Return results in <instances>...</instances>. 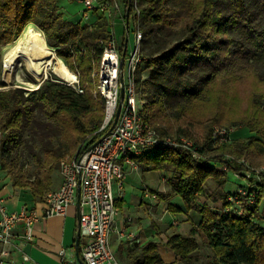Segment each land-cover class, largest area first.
<instances>
[{"label": "trees", "instance_id": "obj_1", "mask_svg": "<svg viewBox=\"0 0 264 264\" xmlns=\"http://www.w3.org/2000/svg\"><path fill=\"white\" fill-rule=\"evenodd\" d=\"M58 1L0 0V165L14 187L30 188L40 202L52 190V175L60 169L61 161L66 156L74 157L86 138H90V144L95 143L105 118V100L95 94L91 74L92 61H100L112 34L111 24L103 14L96 16L93 24L78 23L67 30L69 22L56 15ZM135 1L140 14L135 10ZM100 2L113 6L112 0ZM124 7L125 19L129 14V32H143V63L149 70L144 97L147 122L162 137L189 139L198 155L195 157L193 149L161 147L135 160L146 170L171 169L172 192L182 198L184 211L201 216L190 236L175 234L167 240L176 261L165 262L158 243L151 241L130 250L124 264H264V225L252 216L226 210L215 213L200 204L209 180L217 189L211 195L213 201L224 200V209L229 205L228 198L238 195L239 189L234 194L225 191L227 171L212 163L236 174L246 169L226 161L224 156L250 157L254 145L262 148L264 108L258 103L243 122L256 135L232 144L230 133V142L214 149L219 152L216 156L206 158L211 151L212 129L202 144L192 139L197 119L211 117L205 112L195 113L194 108L208 106L216 81L231 79L240 71L252 72L264 81V0H127ZM30 24L44 31L47 46L56 49L59 59L78 76L83 94L52 76L32 94L21 87H8L3 81L2 46L11 44ZM125 42L124 37L123 48ZM257 136L263 139L256 140ZM240 187L251 192L248 186ZM151 193L168 201L162 193ZM254 199L251 213L258 214L264 188ZM168 210L181 213L183 208L169 203ZM199 232L212 258L202 260L198 254Z\"/></svg>", "mask_w": 264, "mask_h": 264}, {"label": "built area", "instance_id": "obj_2", "mask_svg": "<svg viewBox=\"0 0 264 264\" xmlns=\"http://www.w3.org/2000/svg\"><path fill=\"white\" fill-rule=\"evenodd\" d=\"M75 1L86 8L82 12L83 20H89L95 10L107 15L113 8L108 2L100 0ZM115 7L118 8L117 5ZM134 7L137 14H140L137 1L134 2ZM125 37H128L126 51L125 46L123 48L122 44L117 45L115 35H110L104 45L98 69L92 73L97 79L96 95L105 100V118L97 131L99 139L90 144V138H86L74 157L61 161L62 184L47 194L43 213L39 214L26 207L20 211L8 212L0 202V264H7L13 230L19 223L25 228L21 242L25 244L26 241L33 240L36 223L47 218L65 217L69 207L75 203L79 212L77 228L82 241V261L85 264H121L112 249L110 239L113 233L122 235L116 228V220L121 212L117 205L115 186L122 197L125 191V166L137 167L135 159L152 148L193 149L195 157H198L192 141L162 137L147 122V102L139 97L136 81L137 70L145 61L142 55L143 32L135 30L134 44H129L125 21ZM92 62L95 63V60ZM70 85L80 94L84 93L78 77ZM122 88L124 99L121 104ZM120 105L119 117L115 123ZM229 134L228 131L221 132L215 141L226 142L230 138ZM244 193L248 192L245 190ZM238 196L239 194L229 198V201L238 200ZM22 260L23 264L31 262L27 254H22Z\"/></svg>", "mask_w": 264, "mask_h": 264}, {"label": "rangeland", "instance_id": "obj_3", "mask_svg": "<svg viewBox=\"0 0 264 264\" xmlns=\"http://www.w3.org/2000/svg\"><path fill=\"white\" fill-rule=\"evenodd\" d=\"M113 1V8L111 11L105 15V17L109 20L111 24V29L115 31L116 34V41L117 45L120 46L121 43V27L119 24H123L125 19V4L127 0H112ZM118 6L116 8L115 6ZM174 3L169 4L170 7H173ZM58 10L56 11V15L64 16L65 19L69 22L67 24V30L74 26V24H78L83 22L84 24H90L94 21V19L83 20V16L81 12L85 11L86 8L84 5L77 3L75 0H60L57 2ZM120 22H116V21ZM126 21V20H125ZM118 23V24H117ZM33 25V24H32ZM37 30H39L45 37L44 31L36 25H33ZM122 26V25H121ZM26 30V28H25ZM17 36V38L11 44H5L2 46L3 52V65L5 67V55L12 49V47L17 43L20 37L23 35L24 31ZM47 42V40H46ZM129 44H134V31L131 29L129 32ZM56 56L59 59L56 49ZM60 60V59H59ZM61 61V60H60ZM63 63V61H61ZM64 64V63H63ZM65 65V64H64ZM93 71L98 69V62L95 60V63L92 62ZM67 67V66H66ZM140 85L138 86V95L140 98L144 99L147 96V88L148 85L146 84V80L149 75V70L146 68V64H141L140 67ZM70 70V69H69ZM236 71V70H235ZM4 72V68H3ZM21 75V76H20ZM18 76L21 77V80L18 79ZM49 77H56L58 79L63 80L67 84H71L70 82V75L64 71L60 70L57 72L49 71ZM78 77V76H77ZM92 83L91 86H94V91L96 94V84L97 79L91 74ZM79 80V78H78ZM21 81V82H20ZM40 80L34 75V73L30 70L29 64L27 60L24 58H20L16 64L14 76L12 79L7 83L8 87H21L25 89L28 94H32L34 92L33 88L35 85H38ZM40 86V84H39ZM212 101L207 103L208 106L204 108V106H198L194 108V112L197 114L199 113H207L211 117L204 118V119H197L198 124L195 126V138H192L193 141H197L199 144H202L204 141V136L208 131L212 129V146L211 151L208 152L207 157L216 156L219 152L214 151V149L219 148L220 145L228 144L230 141H223V142H216L215 139L220 137L219 134L222 132H233V141L232 144L239 142V141H248L250 136L256 135L254 131L250 129L245 123L249 116L254 113V111L258 108V103L261 107L264 108V81H260L256 77V75L252 72H236L231 79L225 80H218L216 81L213 89H212ZM145 100V99H144ZM204 108V109H203ZM216 115V116H215ZM175 138V137H174ZM187 139L185 137H182ZM263 138L260 136L256 137V140H262ZM189 140V139H188ZM260 143V141H258ZM257 143V142H256ZM262 144V148H258L256 145L252 147L250 157L249 156H234L225 155L224 158L226 161H234L239 165L244 166L246 169L241 171L240 173H235L233 171H228L226 167H222L221 164L213 165L217 166L219 169L223 170L224 172L227 171V183L225 186V191L229 194H234L238 189V200L229 201L228 198V206L224 209V200L220 199L217 202L213 201V197L211 195L216 193V184L213 180H209L206 185V194L205 196L200 198V204L207 206L212 212L220 213L223 210L239 212L240 215L243 217L252 216L255 217V221L260 225H264V201L261 203L259 207L258 214H252L251 209L252 206L255 205L254 195H258L261 190L264 188V140L260 143ZM66 156L65 158H68ZM31 164V163H30ZM33 168L32 165H29V169ZM166 174L163 176L162 181L167 186L162 194L168 197V201H166L165 206V217L163 220H159L156 218V222L159 223V229L165 236H172L175 234H182L184 236H190L188 230L190 226L198 227L201 221V216L195 211H184V204L182 198L172 192L171 186V178L172 172L171 169H165ZM7 175L5 171L1 170L0 165V176ZM60 176V169L56 170L52 175V181L54 183L57 180V177ZM240 186H248L251 188V192L244 193L245 189L241 188ZM156 191V186L151 188ZM252 195V196H251ZM156 196V195H155ZM149 198V197H148ZM145 198L144 201L146 203L150 202V198ZM157 198V197H155ZM231 198V197H230ZM231 204H230V203ZM169 203L173 206H179L183 208L182 214L178 212H169L167 207H169ZM233 210V211H232ZM190 212V213H189ZM235 212V213H236ZM190 215H189V214ZM238 213V214H239ZM174 221L176 225H174ZM164 239V236H162ZM198 243H199V251L198 254L200 255L202 260H206V257L210 256L213 257V253L208 249L206 245V240L201 232L198 233L196 236ZM161 239V238H160ZM160 245H163V240L160 241ZM166 248V247H165ZM166 251H161L162 258L166 262H174L177 260V257L174 252L170 249H164ZM120 262L124 264V258H118Z\"/></svg>", "mask_w": 264, "mask_h": 264}, {"label": "crops", "instance_id": "obj_4", "mask_svg": "<svg viewBox=\"0 0 264 264\" xmlns=\"http://www.w3.org/2000/svg\"><path fill=\"white\" fill-rule=\"evenodd\" d=\"M98 15L102 14L95 10L91 13L90 19L93 18L95 21ZM125 20L121 24L122 26L119 24L121 27V43L125 37ZM94 21L90 24H93ZM80 24L83 25L84 23L80 21ZM114 28L112 33L116 37ZM125 174V191L122 197L119 196L118 189L115 186L118 207L121 212L116 220V228L122 232L123 236L118 233L111 235L112 249L117 259L125 258L130 250L153 241L158 243L161 254L162 250L166 251L164 249L168 248L166 245L167 240L171 237L165 236L159 229V223L156 222V218L161 221L166 215V201L155 198V194L151 192L162 193L166 189L167 186L162 181L166 171L146 170L143 166L137 164L135 168L126 165ZM61 184L62 175L60 173V176L53 183L52 190L58 189ZM155 186L156 191L151 189ZM148 197L150 202L146 203L144 199ZM1 201L8 212L20 211L26 207L42 214L45 207V201H36L30 188L14 187L11 178L6 175L0 176ZM78 217V205L75 203L69 207L65 217L47 218L36 223L33 229V240L26 241L25 244L21 243L25 228L22 223H19L13 230L12 244L9 247L10 257L7 264H23L22 254L30 256V264H81L79 257L82 260V241L80 238L78 239ZM174 225H176L175 221ZM192 227L191 225L188 230L189 234ZM162 236H164V239ZM162 240L164 241L163 245H160Z\"/></svg>", "mask_w": 264, "mask_h": 264}, {"label": "bare ground", "instance_id": "obj_5", "mask_svg": "<svg viewBox=\"0 0 264 264\" xmlns=\"http://www.w3.org/2000/svg\"><path fill=\"white\" fill-rule=\"evenodd\" d=\"M4 57L3 75L8 82L14 76L16 64L20 58L27 60L30 70L40 82L44 80L49 71L60 70H64L70 75L71 84L77 81V76L58 59L55 50L47 46L44 35L32 24L27 26L23 35ZM20 76H18L19 80H21ZM39 84L34 86V91L39 88Z\"/></svg>", "mask_w": 264, "mask_h": 264}, {"label": "water", "instance_id": "obj_6", "mask_svg": "<svg viewBox=\"0 0 264 264\" xmlns=\"http://www.w3.org/2000/svg\"><path fill=\"white\" fill-rule=\"evenodd\" d=\"M126 29H127V33H129V14L127 15V18H126ZM127 40H128V37H126V45H125V51H126V46H127ZM122 61H123V58H122ZM46 79H48V76H46L45 78H44V80L41 82V83H43ZM3 81L7 84L8 83V81L6 80V78H5V76L3 75ZM40 83V84H41ZM123 99H124V89L122 88V90H121V104H122V102H123ZM120 109H121V105H120V107H119V109H118V112H117V115H116V119H115V123H116V121H117V119H118V117H119V113H120ZM114 123V124H115ZM95 146V144L93 145V146H91V148H93ZM80 238V234H79V232H78V239ZM79 242V241H78ZM79 260H80V262H81V264H84L83 263V261L80 259V257H79Z\"/></svg>", "mask_w": 264, "mask_h": 264}]
</instances>
